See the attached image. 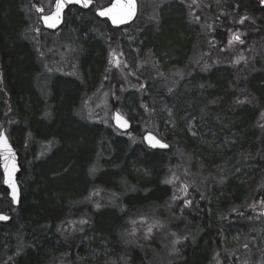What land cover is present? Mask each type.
<instances>
[{"label": "trees", "instance_id": "1", "mask_svg": "<svg viewBox=\"0 0 264 264\" xmlns=\"http://www.w3.org/2000/svg\"><path fill=\"white\" fill-rule=\"evenodd\" d=\"M218 1L226 5L231 16H246L245 33L239 37L244 42L246 56L251 58V53L264 43V9L258 8L252 0ZM33 3L38 2L33 0ZM33 3L32 0H0V128L9 124L12 133L18 130L21 136L31 139L40 137L48 122L55 131L56 144L51 155L34 163L29 180L20 153L21 180L26 177L27 181L21 188L17 208L11 206L1 186L0 172V193L3 194L0 212L8 208L11 215L9 223L0 224V246L9 245L6 254L0 258V264H124L125 260L128 264H158L153 262L154 256L166 259V253L169 260H163L165 264H203L207 259L206 251L212 245L216 253L222 255L223 259L219 260L222 264H232L228 255L223 254L219 229L213 215L204 212V204L194 215L186 214L189 224L200 226L195 242L182 233L178 235L181 242L174 245L170 229L161 222H158L160 233L153 231L148 235L149 239L134 241L129 232L132 222L148 220L154 209L168 206L166 200L171 197V191L166 183L167 172L189 160L202 167L203 174H212L218 167H223L224 182H221V188L218 187L223 196L220 207L232 204L243 215L254 217L250 210L244 208L254 202L264 204V122L261 115L264 112V71L254 72L242 64L247 79L245 73L221 64L207 68L205 73L194 72L198 67H192L189 62V48L197 37L198 22L190 23L182 5L179 7L172 3L163 7L161 17L165 24L161 33L170 36L168 46H165L169 48L158 47V42L147 37L144 40L147 43L138 48L144 55L145 51H151L161 64H156L158 67L154 66L151 71H135L129 62L124 71L113 70L112 73L109 71L110 74L105 66L102 85H98L103 93L110 92L113 109H117L119 102H115L112 95L116 93L121 97L119 94L122 92L124 96L131 93L136 114L126 113V116L133 124L130 134L138 140L134 142L129 139L130 134H119L110 123L104 125L78 115V104L86 95L81 93V84L70 77L53 74L48 84L49 97L46 98L50 105L44 109L42 92H45L46 85L44 88L41 86L43 78L37 72L43 61L41 51H36L34 44L22 35L26 8ZM212 15L209 16L210 21L218 29L214 30L211 38L215 41H209V46L218 50L221 46L217 41L220 38L218 33L223 31L219 20ZM66 20L73 26L79 25V32L89 29L91 23L92 32L99 36V39L92 40L97 45L95 48L88 50L89 44L86 43V52L79 63L83 73L89 67L90 78L98 79L100 75L94 62L99 60L100 68L105 63L101 57L110 43L104 39L115 33V29L104 22L106 33H101L103 31L95 25L103 22L95 17L92 10L71 8L66 13ZM35 22L41 31L50 34L42 30L37 15ZM222 25L225 28V23ZM61 43L59 41L53 50ZM179 43L186 44V48L180 50ZM125 47L122 44L121 48ZM94 52L98 56H94ZM85 57L94 61H84ZM30 63L33 65L27 73V84L22 75ZM158 72L162 74L157 76ZM168 78H172V82H164ZM183 88L189 89V95L181 100L185 103H180L181 107L177 109L176 95ZM100 94L95 92V100ZM251 101L252 106L249 104ZM151 118L158 121L159 130L168 128L165 139L170 145L169 151H151L143 146L141 135L144 131H151L146 127L147 120L151 121ZM192 121L199 126V131L187 129ZM205 131L213 136L206 138ZM18 140L11 138L17 149ZM177 148L180 156L176 158ZM85 149L93 154L89 162L85 161ZM93 159V166L88 168ZM138 170L145 173L144 178L137 176ZM94 173L98 180H94ZM89 190H92L91 196ZM123 191L124 195L120 193ZM96 199H103L101 206L95 204ZM80 214L86 221L82 225ZM249 222L252 224L256 220ZM144 227L142 224L140 229ZM162 235L165 237L161 240ZM250 244V258L258 257ZM175 246L178 252L171 255L168 251ZM191 249L193 255L190 254ZM244 252L242 249L241 254L233 255L234 264L242 262Z\"/></svg>", "mask_w": 264, "mask_h": 264}, {"label": "rangeland", "instance_id": "2", "mask_svg": "<svg viewBox=\"0 0 264 264\" xmlns=\"http://www.w3.org/2000/svg\"><path fill=\"white\" fill-rule=\"evenodd\" d=\"M107 1L108 0H96V2L98 3L96 4V7L106 4ZM230 1L231 0H225L226 3ZM37 2V4H34L32 0L33 4L31 6L28 5V7L26 6L27 18L24 29L22 30V35H24V37L27 38L29 42H32L34 44L32 46L36 51H41L40 57L43 61L41 65L37 67V72L39 73V75H42L43 78L41 86L44 88V86L46 85L45 92H42L45 98L43 100L44 109H48L50 105L49 101L46 99L49 97L48 84L52 81L51 78L53 77V74H56L55 76L59 74L61 76L70 77L78 81L79 85L81 84V93L85 94L86 98H84V100H81V103L78 104V115H84L86 119H90V121L93 122H100L104 125L110 123V114L113 109L110 101V92L107 91L108 93H103L104 91L100 90L98 86L102 85V75L103 72L105 73L104 67L106 66L108 68V71L106 72L109 74L110 72L112 73L113 70L124 71L126 66L128 68L129 62L132 63V70L135 71H140L141 69H147L151 71L154 66H156L157 68L158 66L156 64H161V62L156 59L157 57H153L151 55V51H145V54L147 55L146 56L142 52H139L140 50L138 48L147 43L146 41H144L146 37L148 39H154L152 41L158 42V47H160L161 45L165 47L168 44L167 40L170 39V36L167 33H161L162 26L165 24V20H162L161 12L163 7H167L172 3L177 4L179 7L181 5L182 7H184L186 13H188V17L190 18V23L195 24L196 21L198 22V24H196V28H198L197 30L195 29L197 31V37H195L191 41L189 48V51L191 53L189 62L192 63V67H198L194 72L205 73L207 68H210L217 64H221L222 66H230L239 73H245V79H247V72L244 68H241L242 64L252 69L254 72L264 71V43L258 50L254 52L255 54L251 53V58H248L242 39H240L242 43L234 39V36L239 35L240 37H242L243 33H245L244 26H247V23L244 21V19L246 18V16L244 18L231 16V11H226V5H224L222 1L138 0L139 14L137 20L130 26L117 29L115 30V33L105 37L104 41H107L110 44L108 45L109 47H107V51L105 52L104 56L101 58L102 60L106 61L102 64L101 68L99 67V60L94 62L100 76L98 77V79L92 77L90 78L91 75L89 67H87L85 73H83V68L79 63L82 59V56L86 52V43L89 44L87 45L88 50L90 48L93 49L97 46L92 40L99 39V36H97L96 32H92L93 30H91V23L89 25V29L87 28V30H85L84 32H79L81 30L79 25L73 26L72 22L66 20L63 28L60 29L57 33H54L56 35L46 34L41 31L36 25L35 18L36 15L38 17L41 13L49 12L52 0H37ZM37 9H42V11H37ZM34 13L36 15H34ZM210 15L219 20L218 22L220 23V29L223 31L222 33L220 32L221 34L218 33L220 35V38L218 37L217 41L221 45L218 50H216V48L213 50V46H209V41H215L211 38L212 34H214V30L216 31V29H218V27L215 28V23L210 21ZM223 23H225L226 26L224 27L226 29L223 28ZM98 24L100 26L97 24L94 25L99 30L103 31L101 33L105 34V23L103 22L102 24ZM104 34H102L101 36H103ZM59 41L62 42L61 45H59V48H57L56 50H53V48ZM229 41H231V43H229ZM122 44H125V49L121 48ZM179 44L178 46L180 50L186 48V44L184 46L182 45V43L180 45ZM165 48L168 49L169 47ZM94 54V56H98L95 52ZM91 59L94 61V59L90 57H85L83 60L90 61ZM89 63H91V61ZM32 65L33 64L30 63L27 69H25V75H22L23 81L27 84H29L27 73ZM235 67H238V69ZM160 74L162 73L158 72L156 75L160 76ZM168 81L172 82V78H168L164 82ZM97 91L98 93L101 92V94L95 100V92ZM188 91L189 89L185 88L178 90L176 95L177 109L181 107L180 103H185L181 102V100H185V98L189 95ZM119 95H121L122 98L119 97L116 93L112 95V97H114L113 100H115V102H119L117 110L125 115L126 113H130L131 115H133V113L136 114L133 111L134 102L131 99V93L128 92L124 96L122 92ZM124 97H126V99H124ZM244 100H246V98ZM249 104L252 106L253 102L251 101L249 102ZM85 108H87L88 110H86ZM37 115H39V112L37 113ZM261 115L262 121L264 122V112H262ZM167 123L168 122L166 121L165 126L167 125ZM189 123L190 124L187 128L189 131L193 129L199 131L200 128L198 125L194 124V121ZM158 124L159 123L157 120L154 122L151 118V121L147 120V126L143 124V127H148V129L151 130V132H153L158 138L166 140L165 135L167 134L168 128L163 127L161 130H159ZM8 125H6V131L10 139H19L18 150L23 157L22 162L23 164H25L26 171L28 172L26 176H28L29 180V173H32L34 163L48 155H51V153L53 152L54 144H56L54 139L55 137L53 136L55 131L51 127V123L49 124L47 122V125L44 127V130L41 134L42 138L40 136L33 138L31 137V139H29V137H26V135L24 134V136H21V131L14 130V133H12L9 130L10 126ZM204 134L207 136L206 138H211L213 136V134L206 131L204 132ZM129 139H132V141L134 142H138L137 137L132 133L129 135ZM32 141H34L35 143ZM92 156L93 154L85 149V161H90ZM179 156L180 151L177 148L174 157L177 158ZM93 163L94 159L88 164V168L90 166H93ZM87 171L89 173V169H87ZM136 172L138 177L144 178L145 173L141 172V170H138ZM224 172L225 170L223 167H218L212 174H203L202 167L193 165L190 160L181 165V167L175 166L170 168V170L167 172V180L171 179L173 180V182L167 183L171 191V197L166 200L168 206L154 209L150 214V219L148 220L141 219L138 223L136 221L132 222L129 236H132L134 241H137L140 238L149 239L148 235L150 236L153 231L156 230V234L160 233L161 226L158 224V222H161L166 228L170 229L169 234L172 238V241L174 242V245H177L181 242V240L179 241L180 238L178 237V235H182V233H185L186 238L188 236V238L191 239L192 242H195L198 238L196 237L197 234L199 235L200 226L198 224H189L188 219L186 218V214L188 213L194 215L196 213V210L200 209L201 205L204 204V212L209 216L211 214L213 215L215 226L219 229V240L220 244L222 245V250L224 251L223 254L228 255V259L230 260V262L234 264L233 255H235V253L241 254L242 249H244L245 252L242 256V262H238V264H264V217L261 215V210L264 209V204H256V202H254L253 204H250L249 206L244 208L246 211L250 210L254 215L252 219L256 220V222L252 224L251 222H249V220L252 221V219L249 217L250 214L248 216H246V214L243 215L242 212H238L241 210H237L236 207L232 206V204H229L225 208L220 207V201L223 196L222 190H219L218 187L221 188L220 184L221 182H224ZM98 179L99 178H96V174L94 173V180ZM25 180L27 181L26 177L24 178V181ZM24 181L21 180V178L19 179L21 188L25 186ZM215 187L217 188L215 189ZM90 191L92 190H89V196H91L92 193ZM4 192L6 194V191ZM192 192L200 194L201 196L196 195L194 197ZM120 193L123 195L125 194L124 191ZM2 195L3 194L0 193V198L2 197ZM100 197L102 198V196ZM229 200V203H231V198H229ZM185 201H189L190 203L185 206ZM244 201L247 203V200ZM102 202L103 199L102 201L97 200V203L95 204H99V206H101ZM4 212L10 214L8 208ZM81 216L83 219L82 221H85V217L83 215ZM142 224H144L145 227L140 229V226ZM150 227L152 229L151 232H149ZM71 228L73 231V224H71ZM76 228L77 225L75 226L74 230H76ZM164 237L165 236L162 235L161 240ZM202 241L200 243L201 247L203 245ZM205 243L207 246V241ZM213 243L211 242L210 244ZM250 243H252V246L254 247L253 249H250L255 251L258 257L250 258L248 251L251 245ZM7 246L9 245L6 244L3 247L0 246V258L3 256V254H6ZM11 246L12 245H10V247ZM178 248H180V245L178 246ZM149 251L151 255V248ZM168 252H170L171 255H175L178 251L175 246ZM193 252L194 251L191 249L190 254L193 255ZM217 255L220 256L218 257ZM206 257L207 261L205 260L203 264L223 263L219 261L220 259H223L221 258L222 255L216 253L213 245L210 246L208 252L206 251ZM154 258L155 259L153 260V262L155 261V263L158 264H165L162 261L169 260L167 253L166 259H163L159 256L158 259L155 256ZM213 259L215 260L212 263L211 261ZM125 261L126 263L124 264H128L127 260ZM235 264H237V261Z\"/></svg>", "mask_w": 264, "mask_h": 264}, {"label": "water", "instance_id": "3", "mask_svg": "<svg viewBox=\"0 0 264 264\" xmlns=\"http://www.w3.org/2000/svg\"><path fill=\"white\" fill-rule=\"evenodd\" d=\"M252 1L257 5L258 8L264 9V0H252ZM116 2H117V0H110L109 3L107 5H105L104 7L97 8L94 11V14L98 19L106 20L111 28L120 29L124 26L130 25L135 20L137 13H138V0H132L131 14L126 17L124 23L114 25L112 23L111 19H109L107 17H100L96 14L99 10L111 7ZM120 2L122 5L125 6V9L127 10L128 0H120ZM93 5H94V0H91V4L87 8L82 7L80 4H76V3L66 5V7L61 12V17H60L59 23H57L54 27L50 28L45 24L42 17L52 16L55 13V11H56V0H53L52 4H51V11L48 14H41L39 16V22L41 24V27L44 30L49 31V32H56L57 30H59L62 27V25L64 23L66 12L69 8L76 7L82 11H87V10L91 9V7ZM50 23H51V21H50ZM117 115H119L122 118L119 124L117 123V120H116ZM111 124L116 130H118L122 134H126V133L130 132V130L132 128L131 121L126 116H124L123 114H121L120 112H118L115 109L111 113ZM0 131H2L5 134V137L7 139V147L0 145V171H1V175H2L1 184H2V188L7 193V197L9 199V201L11 202L12 207L17 208L19 206L20 200H21V190H20V185H19V181H18V179L21 175V172H22V167H21V163H20V153L13 146L12 142L10 141V139L6 133L5 127H2L0 129ZM149 136L154 137L155 139L159 140L161 143L167 144L168 147L167 148L150 147L149 141L146 139ZM141 139H142L143 145L151 151L167 152L170 150V145L167 142H165L164 140H161L160 138H158L155 134H153L150 131L144 132ZM9 149H10V151H9ZM14 188H15V195L17 198L15 202L13 200V194H14L13 189ZM261 215L264 217V209L261 210ZM0 216L8 217L7 220H0L1 225H5L11 221V215L8 213L0 212Z\"/></svg>", "mask_w": 264, "mask_h": 264}, {"label": "snow or ice", "instance_id": "4", "mask_svg": "<svg viewBox=\"0 0 264 264\" xmlns=\"http://www.w3.org/2000/svg\"><path fill=\"white\" fill-rule=\"evenodd\" d=\"M72 3L80 4L82 7L87 8L91 4V0H56L55 13L52 16L42 17L45 24L50 28L54 27L57 23H59L61 12L63 11V9L66 7V5L72 4ZM131 3H132V0H128V7L126 10L125 6L121 4L120 0H117V2L114 3L111 7L101 9L96 14L100 17H107L111 19L114 25L124 23L126 17L131 14ZM37 11H42V9H37ZM234 39L236 41H240L239 35L234 36ZM240 42L242 43V41ZM229 43H231V41H229ZM169 91H171V89H169ZM121 119L122 118L119 115H117L116 120L118 124L120 123ZM146 139L149 141L150 147H153V148L155 147L167 148L168 147L167 144L161 143L159 140L155 139L152 136H149ZM0 145L7 147V139L5 137V134L2 131H0ZM172 182L173 180L171 179L166 181V183H172ZM13 191H14L13 200L15 202L17 199L15 195V188L13 189ZM189 203H190L189 201H185V206H187ZM7 219L8 217L0 216V220H7ZM85 222L86 221H81V223H85ZM151 230L152 229L150 227L149 232H151Z\"/></svg>", "mask_w": 264, "mask_h": 264}, {"label": "bare ground", "instance_id": "5", "mask_svg": "<svg viewBox=\"0 0 264 264\" xmlns=\"http://www.w3.org/2000/svg\"><path fill=\"white\" fill-rule=\"evenodd\" d=\"M130 120V119H129ZM131 121V120H130ZM131 123H132V121H131ZM89 162V161H88ZM37 181H38V179H36ZM20 190H21V188H20ZM21 195H22V190H21Z\"/></svg>", "mask_w": 264, "mask_h": 264}]
</instances>
